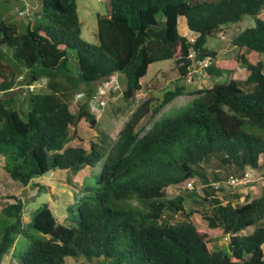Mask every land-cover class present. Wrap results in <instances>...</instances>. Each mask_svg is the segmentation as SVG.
I'll list each match as a JSON object with an SVG mask.
<instances>
[{
  "label": "trees",
  "instance_id": "1",
  "mask_svg": "<svg viewBox=\"0 0 264 264\" xmlns=\"http://www.w3.org/2000/svg\"><path fill=\"white\" fill-rule=\"evenodd\" d=\"M40 9L42 20L23 30L0 14V156L13 181L36 191L42 186L34 179L50 171L76 175L78 181L68 174L65 181L79 190L75 224L58 222L48 202L25 220L22 201L12 196L1 208L0 262L33 228L40 235L29 236L22 264H66L67 257L84 258L81 264H264V186L254 196H219L226 188L213 185L221 181L218 168L264 173V59H252L264 58V0H109L96 15L95 45L81 38L77 0H41ZM246 15L254 25L231 38L237 52L217 59L207 37ZM182 18L189 35L179 32ZM205 59L210 77L238 63L248 75L191 92L176 85L159 98L149 91L108 146L105 135L88 150L69 145L78 130L97 126L90 101L101 81L116 76L131 103L150 64L170 60L181 80ZM41 79L45 91L1 96ZM82 89V100L69 99ZM183 93L195 96L148 128L141 124ZM211 157L218 167L207 173ZM98 163L95 181L81 183L85 168ZM198 178L203 197L196 202L209 209L187 210L186 184ZM171 186L183 192L169 197ZM196 212L203 230L192 219ZM220 237L228 250L216 246Z\"/></svg>",
  "mask_w": 264,
  "mask_h": 264
},
{
  "label": "rangeland",
  "instance_id": "2",
  "mask_svg": "<svg viewBox=\"0 0 264 264\" xmlns=\"http://www.w3.org/2000/svg\"><path fill=\"white\" fill-rule=\"evenodd\" d=\"M106 2L109 0H77V14L81 26V38L84 42L91 45L97 44L96 36V15L97 13H104ZM40 3L41 0H0V14L3 16L5 21L14 23L19 30H23L27 23L31 25L38 23L42 20L40 16ZM260 18H264V11L259 15ZM44 23L48 24L47 21ZM185 19L179 23V32L181 34H188L185 27ZM254 25V18L250 16H244L241 21L232 24L229 27H225L224 31L218 34L216 37L209 36L206 39L205 47L216 50L218 52L217 59H228L232 57L236 52L237 48L230 43L231 38L237 32L243 30L247 26ZM189 35V34H188ZM253 60H263L262 54L253 55ZM208 64L207 59L200 62H194L191 71L187 78L178 79L177 74L173 71V64L170 60L158 61L150 64L146 75L141 79L142 88L138 91L133 102L127 103L122 97V91L112 93L105 97V105L98 111H95V115L98 119L97 126L91 130H78V137L71 141V146H82L88 150L89 142L91 140L98 142V138L103 135L108 136L105 138V144L108 146L118 137V132L127 118L135 110V108L146 98L151 91L154 97H160L162 93L167 89H172L176 85H183L187 92H191L193 89H201L211 86L215 82H227L231 79L241 80L245 79L248 75V71L245 66L241 63L236 64L234 70L230 73L224 72L221 76L210 77L205 71L204 66ZM22 89L23 94L27 93L26 86L20 85L14 88V90L7 94L1 95L2 97L13 96L14 98L18 95L19 90ZM46 87H37V91H45ZM195 95L190 93H183L178 95L175 99L165 105L152 119L146 117L142 120L141 124H146L148 128L152 121L161 119V117L170 114L172 111L185 105ZM18 97V96H17ZM84 97L83 89L76 94H73L69 99L82 100ZM17 99V98H15ZM150 122V123H149ZM3 158L0 156V220H2L1 208L7 203L14 202L12 196L19 198L23 204V218L27 220L31 217L35 210L41 206L44 202H48L51 205L52 211L54 212L57 221L63 225H74V208L77 204V197L79 196V190L72 185L65 183L67 174L72 178L71 181H78V177L71 172L65 170H54L47 174L34 179V181L42 186L40 191H36V187L28 186L24 187L19 182L13 181L3 166ZM209 163L212 165L207 167V173H210L212 167L217 168L215 164V157H211ZM101 169V163H98L94 168H85L86 175L81 179V183L94 182V175ZM219 176L221 181H224L228 174L236 175L233 170H224L218 168ZM254 185V187H250ZM258 186V187H257ZM263 187L260 184L254 182L250 183L248 189H245L246 193L254 196L257 192L256 189ZM218 191L219 196H223L224 191ZM182 191V188H176L174 186L166 189V194L172 197ZM244 192V191H243ZM203 197L202 182L200 179H196L193 183V189L187 193V204L185 208L192 210L195 208L209 209L207 203L198 204L196 201ZM192 219L200 230H203V226L200 224V216L196 212L192 215ZM264 226V222L260 223ZM253 227H249L240 233H247ZM219 234V233H218ZM40 233L33 228L28 230V236H17L13 247H16L14 251L13 247L9 252L2 258L0 264H22L19 260V253L26 247L29 236L37 237ZM227 238L220 237L215 240L217 247L227 248ZM264 252V244L262 245ZM84 259V258H81ZM77 260L73 257L66 258V264H81L85 263L84 260Z\"/></svg>",
  "mask_w": 264,
  "mask_h": 264
},
{
  "label": "built area",
  "instance_id": "3",
  "mask_svg": "<svg viewBox=\"0 0 264 264\" xmlns=\"http://www.w3.org/2000/svg\"><path fill=\"white\" fill-rule=\"evenodd\" d=\"M46 80L41 79L37 82L29 84L26 86V89L29 91H35L37 87L45 86ZM121 89L120 80L116 76H111L105 81H101L97 86L96 95L90 101V109L95 112L98 111L101 107L105 105V97L110 92H114ZM260 184L264 186V173L258 172L256 169H247L239 175L230 174L226 177L224 181L214 182L213 185L218 187L229 188L233 191L241 192L243 188H248L250 183ZM194 181H190L186 184V188L191 190L193 189ZM254 185H250L253 187Z\"/></svg>",
  "mask_w": 264,
  "mask_h": 264
},
{
  "label": "crops",
  "instance_id": "4",
  "mask_svg": "<svg viewBox=\"0 0 264 264\" xmlns=\"http://www.w3.org/2000/svg\"><path fill=\"white\" fill-rule=\"evenodd\" d=\"M246 170H247V169H246ZM256 170H257L258 172H261L259 169H256ZM209 171H210V170H209ZM244 171H245V170H244ZM241 173H242V172H241ZM241 173H239V174H241ZM239 174H236V175H239ZM228 175H230V174H228ZM228 175H227V176H228ZM219 179H221L220 176H219ZM253 187H254V186H253ZM245 189H248V188H243L242 191L239 192V191H233V190H231V189H229V188H226V190H230V191H232V192H238V193H246V192H245ZM226 190H225V191H226ZM243 191H244V192H243ZM251 230H252V229H251ZM251 230H250V231H251Z\"/></svg>",
  "mask_w": 264,
  "mask_h": 264
}]
</instances>
